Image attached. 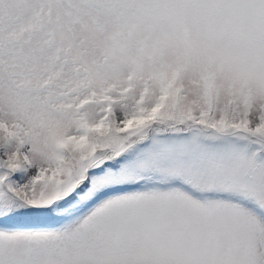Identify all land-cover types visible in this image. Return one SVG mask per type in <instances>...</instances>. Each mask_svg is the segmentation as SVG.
Segmentation results:
<instances>
[{
	"label": "snow or ice",
	"instance_id": "snow-or-ice-1",
	"mask_svg": "<svg viewBox=\"0 0 264 264\" xmlns=\"http://www.w3.org/2000/svg\"><path fill=\"white\" fill-rule=\"evenodd\" d=\"M0 264H264V0H0Z\"/></svg>",
	"mask_w": 264,
	"mask_h": 264
},
{
	"label": "rangeland",
	"instance_id": "rangeland-1",
	"mask_svg": "<svg viewBox=\"0 0 264 264\" xmlns=\"http://www.w3.org/2000/svg\"><path fill=\"white\" fill-rule=\"evenodd\" d=\"M32 216L30 214H25L22 215L21 217L17 218V221H15L16 223H20V224H27L31 221Z\"/></svg>",
	"mask_w": 264,
	"mask_h": 264
},
{
	"label": "trees",
	"instance_id": "trees-1",
	"mask_svg": "<svg viewBox=\"0 0 264 264\" xmlns=\"http://www.w3.org/2000/svg\"><path fill=\"white\" fill-rule=\"evenodd\" d=\"M32 219V218H31Z\"/></svg>",
	"mask_w": 264,
	"mask_h": 264
}]
</instances>
